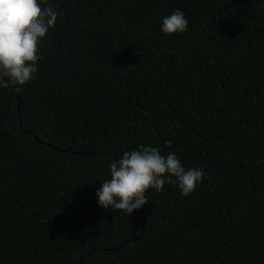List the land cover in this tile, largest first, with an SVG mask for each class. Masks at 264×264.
<instances>
[{
	"label": "trees",
	"instance_id": "obj_1",
	"mask_svg": "<svg viewBox=\"0 0 264 264\" xmlns=\"http://www.w3.org/2000/svg\"><path fill=\"white\" fill-rule=\"evenodd\" d=\"M48 3L36 79L0 88V264H264V0ZM177 9L189 30L165 36ZM140 146L203 182L100 208Z\"/></svg>",
	"mask_w": 264,
	"mask_h": 264
},
{
	"label": "clouds",
	"instance_id": "obj_2",
	"mask_svg": "<svg viewBox=\"0 0 264 264\" xmlns=\"http://www.w3.org/2000/svg\"><path fill=\"white\" fill-rule=\"evenodd\" d=\"M59 15L48 0H0V88L12 86L20 92L36 79L39 45ZM189 23L177 9L163 18L160 31L165 36L183 34ZM204 178L203 169H186L175 153L163 156L158 147L140 146L113 160L109 179L95 195L100 208L130 217L149 203V190L160 192L166 183L173 184L187 198Z\"/></svg>",
	"mask_w": 264,
	"mask_h": 264
}]
</instances>
